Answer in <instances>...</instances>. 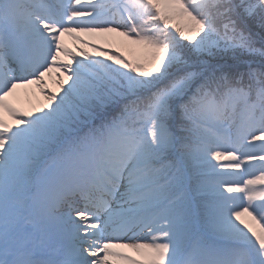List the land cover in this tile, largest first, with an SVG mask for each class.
Returning a JSON list of instances; mask_svg holds the SVG:
<instances>
[{"label": "snow or ice", "instance_id": "6c2138e0", "mask_svg": "<svg viewBox=\"0 0 264 264\" xmlns=\"http://www.w3.org/2000/svg\"><path fill=\"white\" fill-rule=\"evenodd\" d=\"M0 264H264V0H0Z\"/></svg>", "mask_w": 264, "mask_h": 264}, {"label": "rangeland", "instance_id": "374dc122", "mask_svg": "<svg viewBox=\"0 0 264 264\" xmlns=\"http://www.w3.org/2000/svg\"><path fill=\"white\" fill-rule=\"evenodd\" d=\"M65 40H66L67 45L70 48L74 47L73 41H71L68 38H65ZM99 41H102V40H100L99 38L94 40L95 43H99ZM88 51H91V50L88 49ZM123 51L125 55H129V51L127 50L126 51L123 50ZM46 81H47L48 89L50 91H55V88L57 87V83L55 80V74H53L51 78L46 77ZM20 94H21L20 106L24 108H29L31 106H34L33 103L37 102V100L44 101L43 96H41L38 92H36L35 89L20 90ZM222 163H227V162H222Z\"/></svg>", "mask_w": 264, "mask_h": 264}, {"label": "trees", "instance_id": "16d2710c", "mask_svg": "<svg viewBox=\"0 0 264 264\" xmlns=\"http://www.w3.org/2000/svg\"><path fill=\"white\" fill-rule=\"evenodd\" d=\"M98 45H100V46H107V45H105V44H103V42L102 41H99V43H97ZM113 50H115V49H113ZM122 50H127V51H129L127 48H124V49H122ZM55 91H58V88L56 87L55 88ZM44 101H39V100H37V102H35V103H33V105L34 106H37V105H39V104H41V103H43ZM37 104V105H36ZM34 106H31V107H34ZM31 107H29V108H31Z\"/></svg>", "mask_w": 264, "mask_h": 264}]
</instances>
